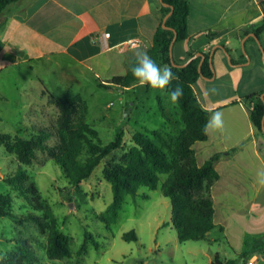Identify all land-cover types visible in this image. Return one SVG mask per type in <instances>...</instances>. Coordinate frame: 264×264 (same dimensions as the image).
Wrapping results in <instances>:
<instances>
[{
  "label": "rangeland",
  "instance_id": "374dc122",
  "mask_svg": "<svg viewBox=\"0 0 264 264\" xmlns=\"http://www.w3.org/2000/svg\"><path fill=\"white\" fill-rule=\"evenodd\" d=\"M46 62L44 59L24 62L0 72V133L15 134L19 127H23L27 136L37 133V127L46 125L45 121L57 119L59 108L49 102L48 95H39L42 87L39 77H43L46 85L60 95L68 93V85H74L87 101V120L98 130L103 143L115 139L118 132L123 131L126 149L132 145V134L137 130L154 137L151 130L159 129L166 136L173 137L184 126L180 110L176 103L169 102L166 89L162 91L147 85L105 87L99 84L101 78L92 71L81 74V82H73L61 72H55L54 76L49 74ZM198 89L210 98L234 97L231 82L227 79H200ZM160 99L166 115L160 107ZM123 153V148L109 153L79 186L70 184L62 167L42 153L41 159L46 155L44 161L34 160L30 175L41 197L50 205L57 225L71 238L72 256L49 258L45 248L47 234L41 233L33 220L25 218L21 222L4 216L0 217V258L22 246L24 239L32 246L34 264H210L217 252L226 258L237 257L240 233L236 231V218L230 221L228 231H222L217 225L205 238L178 239L171 222V200L161 189L165 174L156 189L141 186L136 197L127 195L116 221L107 226L98 217L113 199L111 184L105 179L103 168L107 160L119 161ZM16 165L13 155L0 145V194H9L14 210L25 214L32 204L3 180V176L15 170ZM246 225L249 230H264V209L252 210ZM132 229L138 239H125L123 234ZM86 234H90V238L87 250L82 252ZM257 264H264V256L258 254Z\"/></svg>",
  "mask_w": 264,
  "mask_h": 264
},
{
  "label": "crops",
  "instance_id": "0c3cea01",
  "mask_svg": "<svg viewBox=\"0 0 264 264\" xmlns=\"http://www.w3.org/2000/svg\"><path fill=\"white\" fill-rule=\"evenodd\" d=\"M189 4V35L174 42L173 57L188 60L189 52L214 50L213 75L201 74L194 89L201 103L212 109L210 119L214 112L223 114L224 130H210L208 138L196 141L193 147L199 165L212 154L223 152L215 164L220 177L212 187L214 221L222 231H228L230 221L236 218L239 254L249 234L264 236L263 229L249 230L246 225L252 210L264 209V185L256 180V172L264 170V138L256 134L250 117L253 101L246 99V95L264 89L260 46L264 48V31L258 40L251 35L254 31H244L262 23L264 10L261 0H189ZM160 5L161 0H18L0 13V72L44 59L49 74L61 72L73 82H81L86 71L94 72L101 81L125 73L134 50L151 46L160 23ZM105 31L111 33L108 48L101 43ZM134 37H140L143 44L119 50L121 42ZM218 78L230 80L232 99L210 98L198 89L200 79ZM38 79L41 97L48 95L45 89L56 92L43 77ZM68 86V93H79L74 85ZM258 254L264 256V251L253 256Z\"/></svg>",
  "mask_w": 264,
  "mask_h": 264
},
{
  "label": "trees",
  "instance_id": "16d2710c",
  "mask_svg": "<svg viewBox=\"0 0 264 264\" xmlns=\"http://www.w3.org/2000/svg\"><path fill=\"white\" fill-rule=\"evenodd\" d=\"M18 0H0V13ZM264 10V0H261ZM171 10L163 26V18ZM189 0H162L160 5V23L153 35L151 46L147 48L148 55L162 68L168 66L178 79L167 86V91L179 85L183 88V96L176 103L183 128L176 136L168 137L159 129H152L154 137L137 130L132 134L133 143L125 149L124 132L120 131L115 139L107 143L100 140L99 132L87 120L88 103L80 93L60 95L45 89L49 102L59 108L56 120L37 127V133L24 135L25 129L19 127L17 133H0V145L16 161L15 170L3 176V180L28 198L32 207L25 214L17 213L11 204L9 194H0V217L9 216L23 221L33 220L41 233L47 234L46 253L49 258L71 257L73 250L71 238L57 225L54 213L46 200L41 197L36 182L30 175V167L34 160L43 162L46 155L52 157L63 169L70 184L79 186L89 178L98 164L106 156L123 148L124 153L119 161L107 160L103 175L110 182L113 199L107 208L99 214V218L109 226L118 217L119 210L127 195L136 197L141 186L156 189L162 174V193L169 197L172 204L171 222L177 230L178 239L199 240L215 228L214 198L212 187L219 179L216 162L223 152L212 154L203 164L199 165L193 144L208 138L203 128L210 119L212 109L206 108L198 98L194 83L201 74L213 75L209 61V51L199 70L201 56H196L185 66L175 65L178 61L171 58V41L174 30L177 32L175 41L188 37ZM245 33L254 31L259 35L264 31V19L255 27L245 28ZM252 38V37H251ZM192 52L188 53L191 57ZM134 59V58H133ZM133 59L129 62L125 73L114 74L100 81L101 86L116 85L121 88H132L138 82L129 71ZM233 62V60H232ZM260 90L246 95L248 101H253L250 117L256 128L257 136L264 138L262 129L264 115V99ZM160 107L166 115L160 99ZM53 142H50L51 139ZM236 147L229 150L233 152ZM45 153L44 159L41 154ZM147 197V194H143ZM125 239H138L135 230L123 234ZM90 234L85 235L81 251L87 250ZM23 245L0 258V264H34L32 246L28 240ZM264 251V238L249 234L245 248L237 257L226 258L217 252L210 264H246L248 259L257 252Z\"/></svg>",
  "mask_w": 264,
  "mask_h": 264
},
{
  "label": "clouds",
  "instance_id": "9594fccd",
  "mask_svg": "<svg viewBox=\"0 0 264 264\" xmlns=\"http://www.w3.org/2000/svg\"><path fill=\"white\" fill-rule=\"evenodd\" d=\"M133 63L129 67V71L138 82L139 86H150L153 89L165 90L174 79H178L171 71V68L158 65L143 49H137L133 52ZM214 93L215 90L213 89ZM183 96V88L179 85L168 91V100L175 104ZM212 132H223L224 119L221 112H214L211 119L208 120L203 128L204 134ZM256 180L260 185H264V170L256 172Z\"/></svg>",
  "mask_w": 264,
  "mask_h": 264
},
{
  "label": "water",
  "instance_id": "95a60500",
  "mask_svg": "<svg viewBox=\"0 0 264 264\" xmlns=\"http://www.w3.org/2000/svg\"><path fill=\"white\" fill-rule=\"evenodd\" d=\"M161 1H162V0H161ZM172 11H173V10H171L169 13H167V14L164 16V18H163V26L167 27V25H166V20H167L168 16L172 13ZM174 33H175V34H174V37H173V39H172V41H171V58H172V60L174 59V57H173V45H174V42H175V39H176V36H177V32H176V30H174ZM251 35L254 36V37L258 40V35H256L255 32H251ZM260 46H261V50H262V52H263V61H264V48H263L262 45H260ZM243 48H245L244 45H243ZM213 51H214V50L211 51L210 56H209V59H210L211 66L213 67V70H215V69H214V65H213ZM225 53H226L228 59L230 60V55L228 54V52H227L226 50H225ZM198 55H201V57H202V60L199 62V70L201 71V65H202V62H203V60L205 59V54H204L203 52H198L197 54L192 55V56H191L188 60H186L185 62H182V63H174V64H175V65H179V66H185V65L188 64L193 58H195V57L198 56ZM261 96H262V98L264 99V92L261 94ZM262 129H263V131H264V115H263Z\"/></svg>",
  "mask_w": 264,
  "mask_h": 264
},
{
  "label": "built area",
  "instance_id": "2783aa9c",
  "mask_svg": "<svg viewBox=\"0 0 264 264\" xmlns=\"http://www.w3.org/2000/svg\"><path fill=\"white\" fill-rule=\"evenodd\" d=\"M101 43L105 48L110 47L109 41L111 40V33L109 31H105L101 36ZM143 44V41L140 37H134L130 38L128 40H125L121 42L118 45L119 50H125L127 48H133L136 46H139ZM253 107V104L251 105V108ZM246 264H257V256H252L248 259Z\"/></svg>",
  "mask_w": 264,
  "mask_h": 264
}]
</instances>
